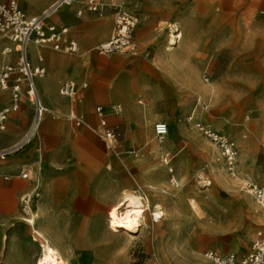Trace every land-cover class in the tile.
<instances>
[{
	"label": "rangeland",
	"instance_id": "obj_1",
	"mask_svg": "<svg viewBox=\"0 0 264 264\" xmlns=\"http://www.w3.org/2000/svg\"><path fill=\"white\" fill-rule=\"evenodd\" d=\"M99 1L101 11L87 9L91 13L87 17L85 0L57 13L79 42L76 53L58 52L69 57L89 48L98 54L97 44L105 41L115 27L116 7L128 8L136 2L140 5L133 50L112 54H121V67L129 71L126 82L133 86L134 95L130 104L121 103V126L113 123L118 128V141L116 149H109L105 162L111 165L107 170L111 175L109 185L118 188L116 193L109 189L106 194H116L117 199L127 192L141 194L160 205L165 214L154 222L148 211L149 224L129 240L112 235L108 210L90 216L93 232L78 241L77 256L84 260L81 264H215L205 257V251L218 249L238 257L248 254L258 232L264 235V211L242 187L245 180L264 187V0ZM78 6L83 10L81 15L77 14ZM72 7L75 9L69 17L66 10ZM175 28L181 29L183 36L176 48L168 51ZM101 35L104 37L99 38ZM146 39L150 40L141 46L140 41ZM144 56L153 59L159 70L155 77L148 74L157 85L151 91L156 96L154 103H150L149 88L147 93L142 92L137 78L135 60ZM160 56L163 62L158 61ZM165 58L178 69L169 68ZM171 74L174 78H169L170 84L167 78ZM23 90L20 108L8 116L5 129H0L1 148L6 147L12 115L29 122L27 132L32 124L34 105L25 93L26 84ZM11 94V86L6 90L0 86V111L12 104ZM139 99L144 104H139ZM25 102L28 108L23 106ZM127 106L130 111L140 106L142 112L127 116ZM71 114L56 117L62 121L63 130L88 127L87 122L75 126L69 119ZM51 115L46 114L27 143L33 145L37 158L41 153L40 130ZM157 122L169 126L162 140L154 135ZM199 122L234 141L239 179L227 169L219 146L199 130ZM127 125L130 134L126 136ZM125 139L134 145L124 146ZM83 185L79 179L77 187ZM28 203L24 221L30 224L29 206L35 207ZM36 220L34 230L45 225L43 216H36ZM35 238L41 239L37 234ZM41 253L42 248L39 256ZM39 256L28 264H36Z\"/></svg>",
	"mask_w": 264,
	"mask_h": 264
},
{
	"label": "crops",
	"instance_id": "obj_2",
	"mask_svg": "<svg viewBox=\"0 0 264 264\" xmlns=\"http://www.w3.org/2000/svg\"><path fill=\"white\" fill-rule=\"evenodd\" d=\"M54 1L25 0L20 4L26 14L34 16L41 14ZM134 7L140 10L137 2L128 8ZM74 9L72 7L66 10L69 17L72 16L71 11ZM90 15L85 8L84 16ZM65 23L67 21L57 13L48 20L49 25L69 28ZM68 36L79 43L71 28ZM149 40L140 41V45ZM179 42L171 44L172 47L177 46ZM7 45L9 42L0 40L1 66L6 62L16 61L15 52L2 55V50ZM30 58L34 65H43L46 68V74L37 79V87L43 103L52 115L47 117L40 130L41 153L38 158L33 145L27 143L21 145L29 122L24 119L18 120V114L12 115L8 121L6 147L5 149L0 147V153L6 152L4 156L0 155L3 157L0 159V264H28L35 261L44 246L41 239L35 238V231L43 238H47L70 264H81L84 260L82 256H77L78 241L79 238H83L84 235L88 237L93 232L91 217L106 210L108 213L111 204L119 200L116 194L112 197L106 194L109 189L116 193L118 186L109 185L111 175L107 170L111 165L105 161L110 151L92 130L100 125V115L96 109L97 107L104 109L103 115L110 126L115 127L113 124L115 122L121 126V103L130 104L134 88L126 82L130 75L129 71L121 67V54L117 57L112 54L101 55L86 48L83 54L68 57L52 47L32 44ZM163 60V57H158V61ZM135 63L138 64L137 78L140 90L147 93L148 87L150 103L156 102V96L152 93L157 87L156 81L148 78V74L157 76L159 72L157 65L153 59L149 60L145 56L135 60ZM181 63L188 69L183 61ZM167 65L169 68L178 69V65L174 66L169 62ZM170 77L174 78V75L171 74L167 78L168 82ZM181 77L186 81V78L182 75ZM66 80L87 84L80 90L78 99L68 100L59 95L61 84ZM76 101L79 103H74ZM138 103L142 105L144 101L139 99ZM23 106L28 108L29 104L25 102ZM126 109L127 116L130 113L142 112L140 106L131 111L128 106ZM68 112L82 118L88 127L63 130L60 127L62 121L56 117L58 114ZM115 129L117 131L118 128ZM128 134L130 133L127 125L125 135ZM124 143V146L134 145L129 139H125ZM79 157L85 160L80 161ZM26 171L29 174L28 178L22 176ZM79 179L84 183V187L80 189L77 187ZM27 197H30L38 219L43 216L45 221V225L37 226L36 230L24 221L27 215L26 203L29 201H25Z\"/></svg>",
	"mask_w": 264,
	"mask_h": 264
},
{
	"label": "built area",
	"instance_id": "obj_3",
	"mask_svg": "<svg viewBox=\"0 0 264 264\" xmlns=\"http://www.w3.org/2000/svg\"><path fill=\"white\" fill-rule=\"evenodd\" d=\"M21 1L25 0H0V40L9 42V45L3 48L2 55L6 56L13 52L17 54L14 63L6 62L0 69V86L3 90L11 86L13 100L10 106L0 111V129H5L4 122L8 116L20 108L24 96L23 85L26 84L25 93L34 105V118L21 143V145H24L31 140L35 132H38L37 130L43 118L50 112L49 108L43 103L37 87V79L46 74V68L43 65H34L31 62V45L48 46L56 51L76 53L79 50V43L68 36L69 28L49 25L48 20L61 9L75 5L80 0H55L41 14L34 16L26 14L21 7ZM85 5L92 12H99L102 9L99 0H85ZM116 10L115 27L109 39L96 47L101 55L127 53L134 48L133 36L139 24V11L137 7L129 9L120 6H117ZM77 14L81 15L82 10L79 9ZM180 34V30L175 28L172 35H170L173 38L171 43L180 41L182 37ZM40 60L42 61V58ZM12 78L13 84L11 85ZM86 86V83L78 84L74 80H66L61 84L59 95L76 100L80 90ZM96 111L100 115V125L92 130L112 151L116 149L117 131L115 127L108 124L103 115L104 109L102 107H97ZM69 119L77 126L84 123V120L76 114H71ZM197 127L219 146L226 161L227 169L235 175L238 151L234 141L201 122L197 123ZM168 131L169 126L166 122H157L154 126V135L158 140H162L168 134ZM5 154L6 152L0 153L2 156ZM164 160L169 163L167 155L164 156ZM28 175V172L22 173L24 178H28ZM242 187L253 196L256 203L264 211V187L250 180H245ZM204 255L207 259L214 261L215 264H264V235L262 231H259L250 252L242 257L224 253L218 249L207 250Z\"/></svg>",
	"mask_w": 264,
	"mask_h": 264
},
{
	"label": "bare ground",
	"instance_id": "obj_4",
	"mask_svg": "<svg viewBox=\"0 0 264 264\" xmlns=\"http://www.w3.org/2000/svg\"><path fill=\"white\" fill-rule=\"evenodd\" d=\"M180 35L182 36V32ZM171 44L173 43H171V39H169L167 46L168 51L176 48V46L171 47ZM164 176V174H160V178L166 181ZM235 177L239 179L237 173H235ZM158 189L161 188L159 187ZM168 191L169 190L165 192L167 193ZM28 200V204L32 203L30 197H28ZM248 200L252 201L250 198H248ZM148 211H150L152 218L154 217V222H159L160 218L165 214L162 207L156 203H152L149 197H143L141 194L137 193H125L114 205H112L107 213V220L109 222L108 227L112 235L114 234L118 237L120 235L124 236L126 240L134 238L136 234L141 232L144 226L149 224ZM28 212L30 217L27 218V220L35 227L37 221L36 216H38L37 212L30 206ZM35 232L37 234V231ZM37 237L41 238L44 246L41 255L36 260V264H70L47 238H43V236L39 234H37Z\"/></svg>",
	"mask_w": 264,
	"mask_h": 264
}]
</instances>
